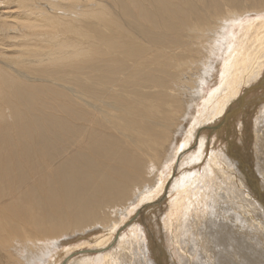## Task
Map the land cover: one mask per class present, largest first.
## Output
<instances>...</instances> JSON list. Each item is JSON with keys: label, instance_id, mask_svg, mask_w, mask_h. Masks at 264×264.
Wrapping results in <instances>:
<instances>
[{"label": "bare ground", "instance_id": "1", "mask_svg": "<svg viewBox=\"0 0 264 264\" xmlns=\"http://www.w3.org/2000/svg\"><path fill=\"white\" fill-rule=\"evenodd\" d=\"M263 196L264 0H0V264H264Z\"/></svg>", "mask_w": 264, "mask_h": 264}, {"label": "rangeland", "instance_id": "2", "mask_svg": "<svg viewBox=\"0 0 264 264\" xmlns=\"http://www.w3.org/2000/svg\"><path fill=\"white\" fill-rule=\"evenodd\" d=\"M218 66H219V65H217V68H218ZM239 120H240V121H238V120H237V121L241 124V122H242V118H239ZM241 125H242V124H241ZM230 127H231V128L233 127L232 124H230ZM233 128H234V129H233ZM233 128H232V129H233V130H232L233 132H231V135H236V130H237L236 128H237V127L235 126V127H233ZM235 129H236V130H235ZM227 133H228V131H226V135H227ZM230 139H232V138H230ZM230 139H228V141H227L228 145L231 143L230 141H232V142L234 143V140H233L234 138H233L232 140H230ZM245 151H246V150H244V153H245ZM246 155H248L247 152H246ZM248 156H251V155H248ZM250 159H251V158L248 159V164H249V162H250ZM252 161H253V160H252ZM251 170H252V165H251ZM252 173H253V172H252ZM259 191H260V190H259ZM263 197H264V196H263Z\"/></svg>", "mask_w": 264, "mask_h": 264}, {"label": "snow or ice", "instance_id": "3", "mask_svg": "<svg viewBox=\"0 0 264 264\" xmlns=\"http://www.w3.org/2000/svg\"><path fill=\"white\" fill-rule=\"evenodd\" d=\"M181 148H183V146H181Z\"/></svg>", "mask_w": 264, "mask_h": 264}]
</instances>
